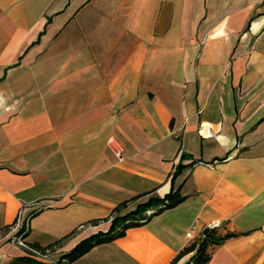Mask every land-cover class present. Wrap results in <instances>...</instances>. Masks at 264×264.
Wrapping results in <instances>:
<instances>
[{
  "label": "crops",
  "instance_id": "0c3cea01",
  "mask_svg": "<svg viewBox=\"0 0 264 264\" xmlns=\"http://www.w3.org/2000/svg\"><path fill=\"white\" fill-rule=\"evenodd\" d=\"M20 209L62 253L141 222L73 264H186L205 227L206 264H264V0H0V264H48Z\"/></svg>",
  "mask_w": 264,
  "mask_h": 264
},
{
  "label": "trees",
  "instance_id": "16d2710c",
  "mask_svg": "<svg viewBox=\"0 0 264 264\" xmlns=\"http://www.w3.org/2000/svg\"><path fill=\"white\" fill-rule=\"evenodd\" d=\"M182 170V165L178 164L172 174V178L177 176L180 171ZM184 199V196L180 192V187L172 188L162 199H160L161 206L158 207L154 212H152L147 219L155 215L162 210L170 207H174L182 200ZM146 219V220H147ZM116 218H114L111 222V227L106 232H98L95 234H92L82 240H80L71 250L68 252L63 253L65 257L68 258L70 262H74L76 259H78L80 256H82L84 253L88 252L93 246L110 242L122 235H124L125 230L129 227L140 225L141 222H134V221H128L125 223H122L118 229L115 228L114 222ZM233 233H226L223 236L216 235L215 229H210L206 234H203L198 239H192L189 245L184 247L171 261V263L176 262L180 257L183 255L192 252L189 261L186 264H206V262L210 258V253L208 251L209 246L213 244H218L225 239L233 236Z\"/></svg>",
  "mask_w": 264,
  "mask_h": 264
},
{
  "label": "built area",
  "instance_id": "2783aa9c",
  "mask_svg": "<svg viewBox=\"0 0 264 264\" xmlns=\"http://www.w3.org/2000/svg\"><path fill=\"white\" fill-rule=\"evenodd\" d=\"M107 143L109 147H111V149L114 151V153L118 157H120L121 150L115 147H112L111 138L108 139ZM25 207H29L30 209H32V212L38 211L44 208L43 204L38 201L28 203L25 205ZM28 220H29V216L24 218L22 215V209H20L14 221L11 224H9L8 228H9V232H11L10 240L14 244L20 247L25 254H27L28 256L38 261L48 263V264H73L72 262L68 260L67 257L63 255L62 252L58 250V248L55 245L41 247V246H37V245H33L29 243L25 239V236L29 230ZM186 236L190 240L194 239V236L191 230H189L186 233Z\"/></svg>",
  "mask_w": 264,
  "mask_h": 264
},
{
  "label": "water",
  "instance_id": "95a60500",
  "mask_svg": "<svg viewBox=\"0 0 264 264\" xmlns=\"http://www.w3.org/2000/svg\"><path fill=\"white\" fill-rule=\"evenodd\" d=\"M208 231H209V228H208V227H205V228L203 229V234H206Z\"/></svg>",
  "mask_w": 264,
  "mask_h": 264
}]
</instances>
